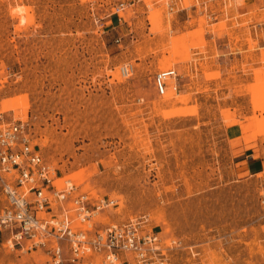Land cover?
I'll return each mask as SVG.
<instances>
[{
  "label": "rangeland",
  "instance_id": "obj_1",
  "mask_svg": "<svg viewBox=\"0 0 264 264\" xmlns=\"http://www.w3.org/2000/svg\"><path fill=\"white\" fill-rule=\"evenodd\" d=\"M232 6L0 0L3 123L28 124L57 184L113 202L96 228L144 217L163 264H264V12L253 37ZM46 259L0 241V264Z\"/></svg>",
  "mask_w": 264,
  "mask_h": 264
},
{
  "label": "built area",
  "instance_id": "obj_2",
  "mask_svg": "<svg viewBox=\"0 0 264 264\" xmlns=\"http://www.w3.org/2000/svg\"><path fill=\"white\" fill-rule=\"evenodd\" d=\"M176 78L172 69L157 71V95ZM57 179L28 124H5L0 115V241L20 253L39 252L45 264H96V258L99 264H163L159 236L144 231V217L96 228L94 217L113 202L96 200L68 180L58 186Z\"/></svg>",
  "mask_w": 264,
  "mask_h": 264
},
{
  "label": "crops",
  "instance_id": "obj_3",
  "mask_svg": "<svg viewBox=\"0 0 264 264\" xmlns=\"http://www.w3.org/2000/svg\"><path fill=\"white\" fill-rule=\"evenodd\" d=\"M201 1L203 2L204 5H206L207 3H211L213 4L214 7L217 5L218 7L226 6L229 2V0H201ZM234 1L235 0H233V6L229 11L231 19L235 20L238 25H240L243 21H248L249 23L247 25L248 29L250 30V32H252L253 37H255L257 25L255 23L254 24L250 23V20L252 18L251 15L252 13H257L260 15L261 12H264V0H237L235 2ZM176 4L173 7H176L177 6ZM178 4L180 3L178 2ZM218 16H222V14L219 13ZM258 27L262 29L264 25H258ZM234 32H235L234 34L239 36V38L241 39L239 44H242L244 42V39L246 38V36L243 35L244 31L240 28H237L234 30ZM244 50H246V47L244 48Z\"/></svg>",
  "mask_w": 264,
  "mask_h": 264
},
{
  "label": "bare ground",
  "instance_id": "obj_4",
  "mask_svg": "<svg viewBox=\"0 0 264 264\" xmlns=\"http://www.w3.org/2000/svg\"><path fill=\"white\" fill-rule=\"evenodd\" d=\"M177 42V41H176ZM177 45L178 44H176L175 42L173 43L172 42V48H173V52H172V56H170V59H171V57H172V61L175 63L176 61H177V58L179 57V53H178V50H177ZM165 62L163 63V65H162V67H167L168 65H169V59H165L164 60ZM168 69H170V68H168ZM172 69V68H171ZM165 70H167V69H165ZM172 70H174V69H172ZM175 71V70H174ZM171 81V80H170ZM170 84V83H169ZM174 93H175V90L173 89V87H172V89H169V90H167V92H166V94L163 96V98H168V97H171V96H173L174 95ZM73 179H75V178H73ZM82 179V178H81ZM79 180H80V178H79ZM56 181H58V180H56ZM69 181V180H68ZM64 181H62V183H63ZM61 183V184H62ZM61 184H57L56 183V185H60L61 186ZM72 184V183H71ZM73 185V184H72ZM94 199H96L97 200V198H94ZM9 244V246L11 247V243H8ZM12 248V247H11Z\"/></svg>",
  "mask_w": 264,
  "mask_h": 264
}]
</instances>
